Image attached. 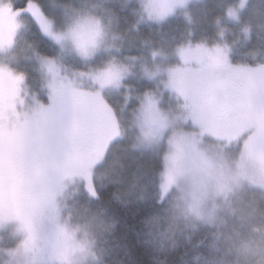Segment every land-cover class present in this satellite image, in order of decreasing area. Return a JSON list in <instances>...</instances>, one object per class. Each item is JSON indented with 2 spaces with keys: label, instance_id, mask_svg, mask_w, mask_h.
<instances>
[{
  "label": "snow or ice",
  "instance_id": "snow-or-ice-1",
  "mask_svg": "<svg viewBox=\"0 0 264 264\" xmlns=\"http://www.w3.org/2000/svg\"><path fill=\"white\" fill-rule=\"evenodd\" d=\"M187 3L139 0L134 21L121 30L109 0H71L57 4L55 15L48 0H0V224H17L25 247L35 246L36 225L46 221L64 237L57 258H66L72 234L60 227L64 192L74 184L95 201L106 185L120 184L97 165L132 128L133 148L160 155L166 145L157 198L183 174L180 161L211 167L201 150L206 139L238 151L234 181L264 187V62H231L221 18L214 21L219 39L194 41L188 30L169 49L150 48L154 62L160 57L152 70L141 65L151 84L128 80L137 57L118 53L129 30L181 11L191 22ZM248 3L233 0L224 13L245 40L251 26L240 21ZM151 195L142 185L140 200ZM124 196L118 188L112 199L127 205ZM75 231L84 237L76 247H91L86 228Z\"/></svg>",
  "mask_w": 264,
  "mask_h": 264
},
{
  "label": "clouds",
  "instance_id": "clouds-1",
  "mask_svg": "<svg viewBox=\"0 0 264 264\" xmlns=\"http://www.w3.org/2000/svg\"><path fill=\"white\" fill-rule=\"evenodd\" d=\"M133 3L135 0H127V3L121 0L123 7ZM51 5L55 13L60 11L57 4ZM141 24L157 27L163 22ZM141 24L136 30H129L125 47L118 55L137 57L130 62L134 75L128 78L129 82L151 84L142 75L141 65L152 70L154 63L160 62V57L153 61L150 48L158 45L150 35L139 34ZM145 39L151 40L152 44H145ZM193 40H196L194 33ZM133 41H137L141 49L136 54L131 52ZM231 53L232 49L229 57ZM255 55L252 54L253 58ZM115 99L118 103L122 100L120 93L115 94ZM136 132L137 129L132 128L117 146L110 149L104 161L97 165V170L109 168L114 178L119 177L120 189L129 203L155 208L143 221L146 245L158 253L153 264H169L168 256L182 246L204 248V251L195 252L190 264H264V187L231 178L239 160L238 151L235 148L221 149L217 142L206 139L201 150L211 167L199 166L191 160L180 161L183 174L160 199L155 193L164 168L162 154L166 145L162 146L160 155L154 149L133 148ZM130 163L135 165V170L128 174ZM142 185L146 186L148 194H152L150 200H140ZM97 201H89L83 190L74 184H69L64 192L60 200V227H65L72 239L67 241L68 252L63 259L57 258V253L65 246L58 227L46 221L43 224L38 222L35 246L25 247V234L17 231V224H0V264H105L106 245L117 221L109 215L106 207L95 203ZM77 225L88 231L89 239L94 241L91 247L85 246L83 250L76 247L84 238L83 232L75 231Z\"/></svg>",
  "mask_w": 264,
  "mask_h": 264
},
{
  "label": "trees",
  "instance_id": "trees-1",
  "mask_svg": "<svg viewBox=\"0 0 264 264\" xmlns=\"http://www.w3.org/2000/svg\"><path fill=\"white\" fill-rule=\"evenodd\" d=\"M16 2L19 3L20 0H16ZM48 2L61 4L71 2V0H48ZM135 2L139 3L138 0ZM207 2L209 9L205 11L203 19H199L193 11L191 23H187L179 17H172L162 26L154 27L141 24L139 34L150 35L153 42L160 47H172L176 40L184 36L188 30H192L195 39H206L211 42L213 38L217 37L215 35L218 29L214 21L224 15L226 7L233 0H207ZM109 3V6L120 17L121 30L128 28L135 19L132 12L135 4L123 7L121 0H109ZM49 10L53 15L56 14L52 7ZM240 22H247L251 26L250 38L247 40L239 31L240 23H231L220 19L221 25L226 27L223 39L232 49L231 62L247 63L248 65L264 62V0H249L246 8L241 12ZM140 50L138 42L133 41L131 52L136 54ZM252 54L253 56L256 54L255 58ZM134 170L135 165L130 163L128 174ZM118 188H121L119 184L106 185L101 198L95 202L106 207L109 215L117 221V226L106 245L105 264H153V259L158 253L154 248L146 245L143 221L155 208L136 202H130L125 207L120 206L112 199V194ZM197 251H204L203 246L196 249L187 246L178 247L168 256L169 264H190L191 257Z\"/></svg>",
  "mask_w": 264,
  "mask_h": 264
},
{
  "label": "rangeland",
  "instance_id": "rangeland-1",
  "mask_svg": "<svg viewBox=\"0 0 264 264\" xmlns=\"http://www.w3.org/2000/svg\"><path fill=\"white\" fill-rule=\"evenodd\" d=\"M138 2H139V0H138ZM207 9H209L207 0H188L186 9L184 11L187 12V16L190 17V20L192 22V12L193 11L199 17V19H203L202 17L204 16L205 11ZM172 17H179V18L183 19L184 21H186L187 23L189 22V20L185 17L184 12L181 11V12H179V14H175L174 13V14L169 15L168 17L165 18L163 23L166 22L168 19H170ZM221 19H224L225 21H228V22H231V23H237L235 21H232V20L228 19L227 17H225V15H223L221 17ZM220 26L223 27L221 25V23H220ZM225 29H226V27H225ZM224 35H225V33H224ZM215 36H217V33H216ZM217 39H219L218 36L213 38L212 40H217ZM224 41H225V39H224ZM162 48L169 49L171 47H162ZM250 66H254V65H250Z\"/></svg>",
  "mask_w": 264,
  "mask_h": 264
}]
</instances>
